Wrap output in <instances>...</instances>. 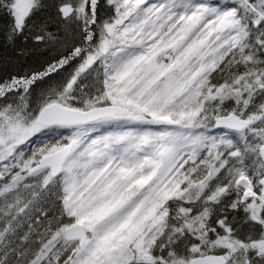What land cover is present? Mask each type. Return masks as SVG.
<instances>
[{"label": "snow or ice", "instance_id": "snow-or-ice-1", "mask_svg": "<svg viewBox=\"0 0 264 264\" xmlns=\"http://www.w3.org/2000/svg\"><path fill=\"white\" fill-rule=\"evenodd\" d=\"M0 264H264V0H0Z\"/></svg>", "mask_w": 264, "mask_h": 264}]
</instances>
